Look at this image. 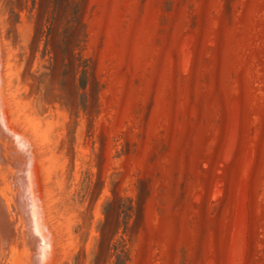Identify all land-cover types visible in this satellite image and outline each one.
<instances>
[{
    "label": "rangeland",
    "instance_id": "rangeland-1",
    "mask_svg": "<svg viewBox=\"0 0 264 264\" xmlns=\"http://www.w3.org/2000/svg\"><path fill=\"white\" fill-rule=\"evenodd\" d=\"M0 94V264H264V0H0Z\"/></svg>",
    "mask_w": 264,
    "mask_h": 264
},
{
    "label": "bare ground",
    "instance_id": "bare-ground-1",
    "mask_svg": "<svg viewBox=\"0 0 264 264\" xmlns=\"http://www.w3.org/2000/svg\"><path fill=\"white\" fill-rule=\"evenodd\" d=\"M0 95H1V94H0ZM2 101H3V100H2ZM1 103H2V102H1ZM3 105H4V104H3ZM4 111H5V110H4ZM6 116H7V115H6ZM6 116H5V117H6ZM0 123H1V122H0ZM2 124H3V123H1V125H2ZM5 126H6V125H5ZM3 127H4V124H3ZM0 128H1V127H0ZM4 128L6 129V127H4ZM7 130H8V129H7ZM0 132H1V131H0ZM1 133H2V132H1ZM2 134H3V133H2ZM2 134H0V135L2 136ZM3 135H4V134H3ZM11 135H12V134H11ZM1 136H0V137H1ZM7 136L10 138V135H7ZM2 137H4V136H2ZM9 138H8V139H9ZM2 139H3V138H1L0 140H2ZM6 140H7V139H6ZM25 140H26V139H25ZM9 141L11 142V139H9ZM9 141H8V142H9ZM0 142H1V141H0ZM4 142H5V140H4ZM4 142H3V143H4ZM10 144H12V145H10L9 147H11V146L14 145L13 143H10ZM1 145H2V142H1ZM6 145L8 146L9 143L6 144ZM23 145H24V144H23ZM7 146H6V147H7ZM4 147H5V146H4ZM13 147H15V145H14ZM16 147H17V145H16ZM16 147H15V148H16ZM20 147L22 148V146H20ZM23 147H24V146H23ZM1 148H3V146H2ZM1 148H0V149H1ZM11 148H12V147H11ZM15 148H14V149H15ZM24 148H25V147H24ZM24 148H22V150H24ZM8 149H9V148H8ZM12 150H13V149H12ZM15 150H16V149H15ZM17 150H20V148L17 149ZM17 150H16V151H17ZM3 151H4V154H5L6 151H7L6 148H5ZM3 151L1 150L2 153H3ZM10 151H11V150H10ZM17 152H18V151H17ZM8 153H9V150H8ZM18 153H19V152H18ZM18 153H17V154H18ZM13 154H15V153H13ZM6 155H7V153H6ZM9 155H10V154H9ZM5 157L7 158V156H5ZM8 157H10V156H8ZM3 158H4V157H1V155H0V165H2V162L6 164L7 161L10 160V159H8V158L4 160ZM10 158H11V157H10ZM11 160H12V159H11ZM5 161H6V162H5ZM14 161H15V160H14ZM12 162H13V161H11V163H12ZM16 162H17V161H16ZM21 162H22V161H21ZM23 162L26 163V161H23ZM23 162H22V163H23ZM8 163H9V161H8ZM5 164H4L3 166H6ZM9 164H10V163H9ZM12 164H13V163H12ZM7 165H8V164H7ZM10 165H11V164H10ZM34 166H35V165H34ZM1 167H2V166H1ZM22 167H24V166H22ZM12 168H13V167H11V169H12ZM0 169H1V168H0ZM2 169H3V167H2ZM2 169H1V170H2ZM11 169L8 170V173L11 172ZM14 169H15V168H14ZM12 170H13V169H12ZM20 170H21V169H20ZM9 171H10V172H9ZM18 171H19V168H18ZM27 171H28V170H27ZM27 171H26V172H27ZM13 172H14V170H13ZM23 172H25V171H24V170H21V174H22ZM26 172H25V173H26ZM6 173H7V172H6ZM8 173H7L6 176H4L5 173H4V175H2V176L5 177V178L3 177V180H4V183H6V185H5V184H3V185H5L6 187H9V192H8L7 194H9V197H10L11 199H10V200L8 199V200H9V203H7V204L10 205V204L13 202V203H12L13 205H12V207H7V208H6V207H5L6 205L4 206V202H3L2 199L0 198V199H1L0 201H2V203H0V204H1V208H2V210H0V232H1V230H2V229H1V226L3 227V226H4L3 224H5V223L8 222V221H11V220H12L11 217H12V216H13V217L15 216V215H13V214H16V217L18 216V217H17L18 222L21 223L22 219H23V218L25 219V217H26L25 214L28 213V212H27V207H28L27 204H28V203L26 202V199H24V198H26V195H27V194L25 195V193H24V196L21 194V190H22V189H21V185H22L23 183H26V181L23 180V181H24L23 183L20 182V184L16 185V183L19 181V178L17 179L18 181L15 180V181H17V182L15 183V181H14V179H15V178H14V174H13V177H12V175L10 176V175H8ZM16 173H17V170H16ZM16 173H15V174H16ZM17 174H18V173H17ZM17 174H16V175H17ZM19 175H20V174H19ZM24 175H25V174H24ZM17 176H18V175H17ZM27 176H28V175H27ZM0 177H1V175H0ZM22 177H24L23 174H22ZM22 177H20V178H22ZM12 178H13V179H12ZM25 178H26V176H25ZM25 178H22V179H25ZM0 180L2 181L1 178H0ZM1 181H0V182H1ZM0 184H1V183H0ZM26 184H27V183H26ZM26 184H23V185H26ZM3 185H2V187H3ZM23 185H22V187H23ZM35 185H36V184H35ZM26 186H27V185H26ZM26 186H24V188H25L24 192H27V191H26V190H27ZM29 186H30V185H29ZM0 190H1V189H0ZM1 191H2V190H1ZM5 191H6V190H5ZM28 192H29V191H28ZM2 194H3V193H2ZM29 194H30V193H29ZM33 194H34V193H33ZM0 195H1V194H0ZM5 196H6V194H5ZM0 197H2V196H0ZM31 197H32V196H31ZM31 197H29V198H31ZM6 199H7V198H6ZM4 201H5V199H4ZM10 201H11V203H10ZM17 201H18V202H17ZM34 202H36V201H34ZM38 202H39V201H38ZM5 203H6V202H5ZM42 203H43V202H42ZM42 203H41V204H42ZM3 206L6 208L5 210H4V207H3ZM13 206H14V207H13ZM37 207H38V206H37ZM29 212H30V211H29ZM37 214H38V213H37ZM30 215L32 216L33 214H30ZM16 217H15V222H14V223H17ZM33 217H35V216H33ZM27 218H29V219L31 218V220H32V217L27 216ZM36 218H37V217H36ZM8 219H9V220H8ZM34 219H35V218H34ZM38 219H39V217H38ZM39 220H40V219H39ZM13 221H14V220H12V223H13ZM35 221H36V220H35ZM35 221H34V222H35ZM28 222H29V220H28ZM34 222L32 221L31 223H32V224H35ZM12 223L10 222V224H12ZM25 223H26L27 225L30 224V223H29V224L27 223V220H26L24 223L22 222V224H25ZM36 223H37V221H36ZM10 224H9V227H8V226L6 227V224H5V227H6V228L3 227L4 229L2 230L3 232H1V234L4 233V232H5L4 230L8 228L7 230H9V231L12 230L13 234H12L11 232H10V233H11L12 235H15V236H13V238H14V240H15V239L17 238V237H16V233H17V232L14 234V231H13L14 228L12 227L13 229H10ZM26 224H25V225H26ZM39 224H40V222H39ZM12 225H15V224H12ZM12 225H11V226H12ZM16 225H17V226H15V227H20V230H22V229H21V226H19L18 224H16ZM27 225H26V227H27L28 229H27V228H26V229L29 230L30 227L27 226ZM37 226H38V224H37ZM22 227H23V226H22ZM33 227H35V226H33ZM43 227H44V226H43ZM23 228H25V227H23ZM31 228H32V227H31ZM38 228L41 229L40 226H39ZM18 229H19V228H18ZM24 230H25V229H23V231H24ZM33 230H34V229H33ZM42 230H43V229H42ZM45 230H46V229H45ZM9 231H8V232H9ZM23 231H22V232H19V233H23ZM30 232H31V231H30ZM30 232H28L27 234H29ZM35 232L37 233V231L34 230V233H35ZM31 233H32V232H31ZM36 233H35V234H36ZM6 234H8V233H6ZM32 234H33V233H32ZM35 234H34V235H35ZM38 234H40V232H38ZM9 236H11V235H9ZM9 236H6V235H5V238H6V237L8 238ZM17 236H19V237H18V242H17V243L15 242L16 244L13 243L14 245H19V244H18V243H20L19 240H20L21 238L24 240V238H25V237H22V234H18ZM20 236H21V237H20ZM26 236H27V235H26ZM29 236H32V235H29ZM35 236H36V235H35ZM15 237H16V238H15ZM37 237H38V236H37ZM37 237H36V238H37ZM19 238H20V239H19ZM27 238L30 240L29 237H27ZM27 238H25V239H26L25 241H28ZM36 238H33V239L31 240V242H32L34 239H35V241H33L32 243L37 242L39 239H38V238L36 239ZM0 239H2V237H1ZM9 239H10V238H9ZM6 240H7V239H4V235H3V241H5V242L8 243V244H12V243H10L11 240H10V241H6ZM12 240H13V239H12ZM14 240H13V241H14ZM23 240H22V242H23ZM0 241L2 242V240H0ZM16 241H17V240H16ZM25 241H24V244L26 243ZM49 241H50V240H49ZM39 242H40V241H39ZM39 242L36 243V244H39ZM22 244H23V243H22ZM26 244H27V243H26ZM34 244H35V243H34ZM34 244H33V245H34ZM0 245H1L0 247H2V245L5 246V243H4V242H3V244L0 243ZM6 245H7V244H6ZM20 245H21V244H20ZM27 245H28V244H27ZM30 245H31V244H30ZM40 245H41V242H40ZM9 246H10V245H9ZM21 247H22V245H21ZM25 247H26V246H25ZM3 248H4V247H3ZM3 248H1V249H3ZM7 248H8V247H7ZM12 248H13V247L11 246L10 249H12ZM15 248H16V246H15ZM36 248H37V247H36ZM10 249H9V248L7 249L8 252H11ZM22 249H25V248H22ZM37 249H38V248H37ZM14 250H16V249H14ZM14 250L12 249V251H14ZM26 250H27L28 253L31 252V251L28 250V249H26ZM32 250H33V249H32ZM2 251H3V250H2ZM2 251H0V252H2ZM4 251H6V249H4ZM4 251H3V253L5 254ZM18 251H21L20 248H19ZM23 251H24V250H23ZM23 251H22V252H23ZM32 252H33V253H32ZM32 252L29 253V256H30V255L32 256V257H30V258H28V256L26 257V255H24V256L26 257V261H28V260H29V261H33V260H31V258H34L35 256H36V257H37V256L39 257L38 254L35 255V256L32 255V254H35L34 251H32ZM49 252H51V251H49ZM49 252H48V253H49ZM6 253H7V252H6ZM8 254H9V253H8ZM11 254H12V253H11ZM23 254H26V252L23 253ZM5 255H6V254H5ZM19 255H21V253L18 254V256H19ZM14 256H15V255H14ZM24 256H23V258H24ZM4 257H5V256L3 255V259L6 261V259H5ZM38 257H37V259H38ZM17 258H20V256L17 257ZM40 258H41V257H40ZM40 258H39V260H41ZM27 259H28V260H27ZM4 260H3V261H4ZM11 260H12V259H11ZM39 260H38V263H39ZM47 260H48V259H47ZM7 261H8V260H7ZM13 261H14V257H13ZM13 261H12V262H13ZM16 261H17V260H16ZM20 261H22V259H20ZM20 261H19V262H20ZM26 261H25V263H26ZM34 261L36 262V260H34ZM41 261H42V260H41ZM9 262H11V261L9 260ZM9 262H6V263H9ZM14 262H15V261H14ZM17 262H18V261H17ZM3 263H4V262H3ZM6 263H5V264H6ZM15 263H16V262H15ZM30 263L33 264L32 262H30ZM12 264H13V263H12ZM18 264H24V262H23V263L21 262V263H18Z\"/></svg>",
    "mask_w": 264,
    "mask_h": 264
},
{
    "label": "water",
    "instance_id": "water-1",
    "mask_svg": "<svg viewBox=\"0 0 264 264\" xmlns=\"http://www.w3.org/2000/svg\"><path fill=\"white\" fill-rule=\"evenodd\" d=\"M0 122L5 125V123H4V121H3L2 117H1V106H0Z\"/></svg>",
    "mask_w": 264,
    "mask_h": 264
}]
</instances>
